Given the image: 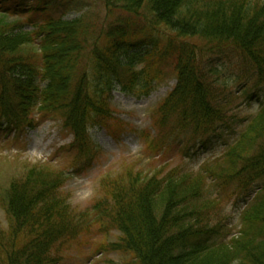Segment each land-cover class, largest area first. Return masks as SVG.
<instances>
[{
	"label": "trees",
	"instance_id": "16d2710c",
	"mask_svg": "<svg viewBox=\"0 0 264 264\" xmlns=\"http://www.w3.org/2000/svg\"><path fill=\"white\" fill-rule=\"evenodd\" d=\"M27 1L14 19L19 13L0 0V117L9 126L32 127L35 112L55 116L74 133L73 146L90 154L87 129L107 124L115 86L145 97L175 75L177 85L152 115L159 135L214 139L236 120L237 101L264 94V0H100L109 13L132 15L111 28L88 17L46 16L56 0ZM31 13L45 18L25 32ZM234 59L239 74L230 81L218 64ZM163 140L147 139L150 146ZM226 152L197 175L174 170L160 179L125 168L116 181L102 180L99 199L84 212L62 192L66 170L28 165L0 191V264H56L96 226L121 233L99 251L127 255L122 264H264V192L231 243H215L219 231L210 226L224 189L264 181V109Z\"/></svg>",
	"mask_w": 264,
	"mask_h": 264
},
{
	"label": "rangeland",
	"instance_id": "374dc122",
	"mask_svg": "<svg viewBox=\"0 0 264 264\" xmlns=\"http://www.w3.org/2000/svg\"><path fill=\"white\" fill-rule=\"evenodd\" d=\"M64 5L65 7H56V10L50 14L61 16L65 20H74L85 13H95L97 20H103L104 24L114 22L116 19V12L107 14L105 8L96 0H64ZM27 18L28 15L23 16V19ZM41 20L33 18L30 14V26L23 27V30L29 31L35 21ZM238 64L239 60L234 59L232 63L224 65L219 63L218 66L224 78L232 81L239 74ZM175 85L176 78L170 76L156 86L148 97L137 99L122 93L121 90L118 92L120 88L112 91L107 97L112 109V115L106 122L110 127L99 126L91 130L90 135L97 148V154L89 162V154L85 149L81 151L80 148L72 146L71 133L63 128L62 122L58 119L42 121L35 129L17 134L13 131L2 135L0 130V191L11 180L19 178L28 165L51 163L58 169L69 171L70 178L63 191L69 196L73 208L82 211L90 209L93 201L99 199L98 188L101 181L106 178L111 182L116 181L126 167L135 168L136 172L142 173V176H152L155 173L163 177L176 166H184L186 170L196 171L202 163L213 160L223 153L225 141L232 143L238 128L232 123L234 131L225 135L217 144L210 146L208 151L202 149L195 152L200 149V147L196 148L191 152L197 153L196 156L185 154L186 147L191 145L187 142H184L183 146L177 144L179 147L177 145L168 147L162 157L155 158L159 153H152V156L145 154L146 145L139 133L144 131H150L152 135L156 133L152 126L150 111L166 98ZM229 87L239 95L237 84H230ZM233 108L232 113L238 116L235 119H240L245 124L247 119L256 113L258 106L242 104L239 100ZM117 126L126 127V130L115 136L112 133ZM211 190L214 193L213 197H217L218 191L213 188ZM238 193L239 191L233 187L224 189L220 196L223 205L215 209L210 218L212 224L219 227L220 240L223 242L238 236L240 230L241 214L246 204ZM0 222L3 226L6 225L1 204ZM118 235L119 233L115 231L101 233L98 232V227H91L76 243L64 251L65 254L59 257L56 264H122L124 261H129L127 255L126 257L107 250L99 251L100 245L117 242Z\"/></svg>",
	"mask_w": 264,
	"mask_h": 264
}]
</instances>
